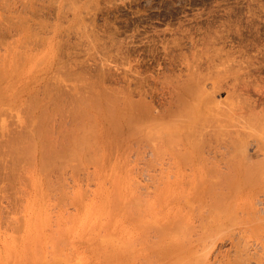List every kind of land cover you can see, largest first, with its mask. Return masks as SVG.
Wrapping results in <instances>:
<instances>
[{
	"label": "rangeland",
	"instance_id": "1",
	"mask_svg": "<svg viewBox=\"0 0 264 264\" xmlns=\"http://www.w3.org/2000/svg\"><path fill=\"white\" fill-rule=\"evenodd\" d=\"M56 1L0 0V69L4 70V64L7 66L13 61V58L15 60L14 66L9 68L10 71L6 75L2 73L0 76L3 78H0V89L4 91L6 87L8 89L6 95L9 96V98L3 99V102L0 99V142H2L0 145V264H55L56 262L53 263V261L56 258L63 261L59 264H68V262H74V264H165L166 262L169 264L172 262L175 264H264V178L261 177L260 180V177H256L257 181L255 179L253 181L257 182V185L251 183V186L249 185L251 189L243 187L241 190H237L240 196L236 194L233 202L235 201V205L238 202L239 207L227 204L228 208L231 205L234 207L232 210L231 208L224 210L231 211L223 216L224 226L221 223V227H219L220 223L214 222L216 218L214 213L217 214V212L211 207L214 206L211 205L213 186L217 183L212 186L213 191L210 188L208 190L209 183L205 187L201 184V182L203 183L202 179L205 178L201 177L202 174L208 176L211 170L210 165H213L215 161L219 164L221 173H226L229 168L232 170L233 166H228L226 159L231 158L228 152L230 154L233 150H238L233 149L232 143L229 142H233L235 138V142L239 141L236 142L237 145L249 147L247 150L250 152V157L246 158L247 160L251 158L250 162L258 163L255 164L257 166L264 160V144L262 146L260 143H264V116L262 117L264 114H261L264 113V0ZM29 24H32V27ZM22 27L27 28L29 32L23 30ZM32 28H36L35 31ZM38 32L40 40H38ZM19 61L23 63L21 66H18ZM69 70L72 71V74ZM75 70L76 72H74ZM56 72L58 75H55ZM50 78L55 80L56 83L52 80L50 83H54L57 85L56 87L49 83ZM74 78L79 83L75 82ZM85 79L88 82V84L85 82L88 88L85 87ZM68 80L71 83H66ZM11 81H15L14 85ZM81 81L83 83L80 84ZM60 82L64 83L63 86ZM90 82L94 85L96 93L102 92L103 88V93L111 91L109 94L112 93V96L116 95L117 98H120V100L117 99L119 104L124 97L122 106L118 105L119 107L122 108L123 102L127 100L126 103H136L139 110L134 108L135 114L141 113L149 116H144L135 126L131 124L130 130L129 124L126 126V121L129 119L126 120L127 116L125 115L120 119L124 126L121 127L123 131L121 129L116 132H113L112 129L107 130L108 122L105 120V115L99 113L98 109L88 110V106H91L92 103L90 96L97 95L92 94L95 89L90 85ZM9 83H12L13 86L7 87ZM71 84L78 86L73 87L74 92L78 88L80 89L79 93L88 94L87 90L89 89L90 95L82 93L84 97L86 96L83 98L77 91L79 95L71 94L73 92ZM60 86L62 87L59 88ZM49 87L51 92H48L49 89H47L49 94L46 95L45 89ZM182 87L184 89L191 87L190 89L193 90L194 87H197L195 92L191 91L193 96L191 97L189 94L188 96L191 97L194 104L198 100V103H201L200 98H205H203L206 100L203 103L205 107L203 112L195 114L193 108L187 109L185 105H182L179 110L176 109L172 114H167L171 111L169 108L174 110L176 105L182 104L184 102L182 99L187 97V94L183 93ZM56 89L60 91V94H57L58 98L61 97L60 99L56 98L58 105L56 103L51 108V104L55 103L52 98L55 97L51 98L50 95L53 94L52 92L55 93ZM84 89L87 92H84ZM181 92L186 95H182L183 97L180 99ZM32 93L36 97H40V104L52 112L50 114V111L49 113L46 111V114L54 115L53 118L51 117L53 120L48 118L47 122L49 119L52 121H49V124L46 122L45 127L49 126L50 128L46 127L49 128L47 130H53L49 132L50 135L48 133V136L50 139L57 138L56 141L52 139L54 143L57 142L56 146L61 143L58 138L62 139V137L59 136L63 135V133L56 132L61 133V131H66L75 124L77 125L78 120L73 118H78L80 115L77 117L74 113L77 108L71 107V105L76 107L75 99V102H78L79 99L81 102L88 99L85 101V103L89 101L88 105L86 104L87 107L85 103L80 105H85L82 109H87L86 111L89 113L92 112L89 115L99 125L96 127L98 130L95 134L98 138L94 141H97L96 144L98 143L100 148L94 144V148H98L90 149L92 150L90 154L93 153L95 156L91 155L96 157L95 162L88 158L89 161L84 160L88 152L82 156L83 163L81 160L78 161L79 159L72 158V162L68 159L65 163L61 162V159V161L58 160V163L64 164V166L59 164L62 169L61 166L55 165L53 170L48 171L49 174L47 171L45 173L46 176H51V181L48 179L49 176L47 181L53 183L50 185L56 186L55 189L48 187L49 183L45 181L46 178L40 171L42 164L40 165L41 158L39 159L38 156L42 154L43 149L37 147L34 153L31 151L30 156L26 153L23 154L24 157L27 155L26 157L29 159L22 158L20 151L15 152L18 150L14 149L13 152L12 150V145L16 144L14 141L20 142L19 139L22 137V142L30 137L29 140H32L30 132L32 126L36 127L37 125L34 113L38 112L37 108L33 110V105L30 106L32 100L28 96ZM75 95L80 96L79 99L74 98ZM26 99H28L27 102ZM59 103L64 107L62 105L59 107ZM238 104L242 109L244 107L245 109L242 110ZM30 107L32 108L30 109ZM70 108L74 110L71 111ZM79 109L78 106V110H75L76 113L81 110ZM258 111L263 120L259 119ZM53 112L56 113V116ZM68 112L74 116L73 120L71 116L69 117ZM233 113L239 115H233ZM83 114L80 118L84 119L78 118V123L86 121ZM162 114L167 117H162ZM243 115L246 117H242ZM252 115H256L257 117L254 116V118H257L258 121L254 120ZM61 116L66 117V121ZM69 120H72L73 124ZM95 121L93 122L92 119L93 123ZM255 122H258L257 125ZM128 126L129 129L126 130ZM239 127L245 131L242 132ZM193 128H196L199 133L202 131L200 133L202 135H199L197 131L193 132L195 131ZM175 130H178L177 133L181 130L191 131L189 137L199 135L204 139L202 142L200 141L204 142V145H200L203 147L202 153H198L201 157L198 158L197 153L196 156L195 153L194 155L189 154L187 142L189 137H185V133L180 135L182 138L177 136L179 140L174 141L175 145H172V148L168 147L171 139L176 138L172 134ZM191 133L193 134L191 135ZM207 133L210 135L209 138ZM241 133L249 134V137L244 134L243 142L239 138L240 136L243 138V134L239 135ZM9 134L11 137L14 135V140ZM15 134L20 138L15 139ZM203 136L206 137V142ZM193 137L192 139H194ZM200 138L199 140H201ZM7 139L12 142L9 144ZM29 140L28 143L31 142ZM4 141L6 142L4 143ZM26 143L27 141L24 144ZM9 145L12 147L11 152L8 149L11 148L8 147ZM60 146L61 144L58 145L59 148ZM65 148L62 149L65 150ZM4 151H7L8 154ZM15 153L20 154L21 158ZM222 156L225 159H222ZM13 157L19 161L14 165V162H10L13 161ZM220 158L222 160H219ZM234 159L242 160L240 158L238 160L237 157ZM225 160L226 163L223 164ZM76 161L80 163L78 164ZM66 162L72 164L68 163L67 166ZM17 163H20L21 166ZM215 164L217 169V164ZM15 166L19 167L18 170ZM39 167L41 168L39 169ZM63 167L67 169H63ZM207 168L210 170L206 171ZM219 169H214L213 173L216 175ZM58 171L61 173L59 174ZM221 173L219 176H222ZM215 175L213 179L212 175L208 178H211L213 182L215 180H217L215 182H220L219 179L227 180L226 174L223 178L217 175L215 178ZM198 178L201 179V182ZM219 182L218 186L221 184ZM222 187H217V190H221ZM226 187H223L222 192L225 193L228 200L232 197L230 195L232 190L230 187ZM20 188L21 190H18ZM252 189L255 190L253 193ZM205 191L207 195H205ZM187 195L193 196V198ZM188 197L193 201L191 199L188 201ZM198 197L200 198L198 199ZM201 198L204 201L200 200ZM237 199L238 201H236ZM196 200L197 202L200 200L199 203L203 201V203L199 204ZM233 202L228 201V203ZM228 214L230 218L226 217ZM188 215L190 216L189 221H184L183 218ZM231 215L235 220L230 222L228 220L233 218ZM180 219L182 220L180 221ZM173 223L175 224L173 225ZM176 224L177 227H175ZM172 228L180 229L174 231ZM58 230L60 232L69 231L67 243L59 244L58 238H55L60 233ZM185 231L186 234H183ZM110 233L113 234L115 245L120 252L124 251V247L127 245L126 249H128L127 247L134 248L132 252L138 253L130 261L131 263L126 262L128 257L109 260L107 257L105 258L107 253L115 249V245L110 243V240L103 242L106 237L110 238L108 237L111 235ZM123 234L131 239V243H128L130 245L133 243L132 247L127 243L124 245ZM170 247L173 248L170 249ZM21 253L22 256L24 254V257L26 254L30 261L22 260ZM167 255L168 259H164V256L167 258Z\"/></svg>",
	"mask_w": 264,
	"mask_h": 264
},
{
	"label": "bare ground",
	"instance_id": "2",
	"mask_svg": "<svg viewBox=\"0 0 264 264\" xmlns=\"http://www.w3.org/2000/svg\"><path fill=\"white\" fill-rule=\"evenodd\" d=\"M56 1V0H55ZM45 2H47V1H45ZM57 2V1H56ZM41 3V2H40ZM48 3V2H47ZM24 4V3H23ZM52 4V3H51ZM50 4V5H51ZM44 5V4H43ZM53 5V4H52ZM51 5V6H52ZM35 6H37V5H35ZM40 7V6H39ZM87 7V6H86ZM42 8V7H41ZM38 9V8H37ZM68 9V8H67ZM15 10H17V9H15ZM19 11H21V10H19ZM27 11V10H26ZM28 11H29V9H28ZM27 11V12H28ZM41 11H43V10H41ZM62 11H63V9H62ZM17 13H18V11H17ZM37 13H39V12H37ZM36 13V14H37ZM64 13V12H63ZM6 14V13H5ZM42 14V13H41ZM45 14V13H44ZM81 14V13H80ZM26 15V14H25ZM32 15V14H31ZM49 15V14H48ZM5 16V15H4ZM7 16V15H6ZM10 16V15H9ZM14 16V15H13ZM44 17V16H43ZM9 18V17H8ZM17 18V17H16ZM39 18H41V17H39ZM60 18V17H59ZM15 19V18H14ZM19 19V21H20V18H18ZM22 19V18H21ZM30 19V18H29ZM23 20H25V19H23ZM15 21H17V20H15ZM81 21V20H80ZM14 22V21H13ZM12 22V23H13ZM18 22V21H17ZM16 22V24L18 25V23ZM25 22H26V20H25ZM39 22V21H38ZM42 22V21H41ZM24 23V22H23ZM11 24V23H10ZM14 24H15V22H14ZM21 24V23H20ZM13 25V24H12ZM24 25V24H23ZM30 25V24H29ZM32 25V24H31ZM30 25V27H32ZM35 25V24H34ZM33 25V26H34ZM40 25V24H39ZM46 26V25H45ZM13 27V26H12ZM25 27H26V25H25ZM25 27H22V29L23 30H25L26 32H29L28 30H27V28H25ZM35 27V26H34ZM37 27V26H36ZM40 28V27H39ZM28 29H30V28H28ZM33 29V28H32ZM36 29V28H35ZM35 29H33L34 31H35ZM46 29V28H45ZM6 30V29H5ZM33 31V32H34ZM49 31V30H48ZM36 32H37V30H36ZM35 32V33H36ZM42 33V32H41ZM40 33V34H41ZM17 34V33H16ZM32 34V33H31ZM33 35V34H32ZM34 36V35H33ZM32 36V37H33ZM36 36H37V33H36ZM38 36H39V32H38ZM42 36V35H41ZM27 38H28V35H27ZM26 38V39H27ZM38 39V38H37ZM28 40V39H27ZM26 40V42H28ZM38 40H40V36H39V39ZM45 40V39H44ZM35 41V40H34ZM8 42V41H7ZM36 42V41H35ZM38 42V41H37ZM13 43V42H12ZM39 43V42H38ZM8 44H9V42H8ZM23 44H24V42H23ZM40 44V43H39ZM39 44H37L38 46H39ZM21 45V44H20ZM25 45V44H24ZM7 46H9V45H7ZM19 46V45H18ZM29 46V45H28ZM27 46V47H28ZM25 47V46H24ZM34 47V46H33ZM8 48V47H7ZM9 49H10V47H9ZM19 49V48H18ZM29 49V48H28ZM34 49V48H33ZM24 50V49H23ZM28 51V50H27ZM19 53V52H18ZM17 53V54H18ZM24 53V52H23ZM2 55V54H1ZM8 56V55H7ZM15 56V55H14ZM18 56V55H17ZM1 57V56H0ZM25 57V56H24ZM23 57V58H24ZM18 58V57H17ZM61 58V57H60ZM22 59V58H21ZM1 60V59H0ZM19 60V59H18ZM23 60V59H22ZM33 60V59H32ZM14 58H13V61L11 62V63H9L7 66L4 64V70H2V69H0V76H2V73L4 74V75H6L7 74V72L8 71H10V69L9 68H12L13 66H14ZM39 62H41V61H39ZM69 62V61H68ZM5 63H6V61H5ZM1 64V63H0ZM21 64H23V63H20V61L18 62V66L20 65L21 66ZM39 64V63H38ZM67 65H68V63H66ZM59 65V64H58ZM57 65V66H58ZM72 65V64H71ZM17 66V67H18ZM16 67V66H15ZM71 66H69V69H71L70 68ZM83 68V67H82ZM81 68V69H82ZM15 69V68H14ZM60 69V68H59ZM84 69H85V67H84ZM67 70V69H66ZM60 71V70H59ZM70 71V73L72 74V71L71 70H69ZM80 71V70H79ZM85 71V70H84ZM58 72V71H57ZM57 72L55 73V75L57 74ZM65 72V71H64ZM74 72H76V70L74 71ZM83 72V71H82ZM12 74V73H11ZM69 74V73H68ZM83 74V73H82ZM89 75H90V73H88ZM54 75V76H55ZM58 75V74H57ZM85 75V74H84ZM92 75V74H91ZM51 76H53V75H51ZM66 77H67V74L65 75ZM69 76V75H68ZM74 76V75H73ZM76 76H77V74H76ZM41 77V79H42V76H40ZM57 77V76H56ZM78 77V76H77ZM82 77V76H81ZM87 77V76H86ZM1 78V77H0ZM8 79H9V77H7ZM54 78V77H53ZM65 78V77H64ZM70 80H71V78L70 77H68ZM67 78V79H68ZM90 78V77H89ZM88 78V79H89ZM1 79H3V78H1ZM58 79V77L56 78V80ZM72 79H73V77H72ZM87 79V80H88ZM50 80H52L51 78L49 79V83H50ZM61 80V79H60ZM74 80H75V82H77L76 81V78H74ZM93 80V79H92ZM53 81V80H52ZM58 81V80H57ZM80 81V80H79ZM84 81V80H83ZM3 82V81H2ZM12 83H13V85H14V83H15V81L13 82V81H11ZM54 83H56L55 82V80L53 81ZM71 83V81H69L68 80V82L66 81V83ZM86 79H85V81H84V84H88V82H86ZM102 82V81H101ZM12 83H9L8 85H7V87L8 86H10V87H12L13 85H12ZM47 83H48V81H47ZM48 83V84H49ZM54 83H50L52 86H53V84ZM77 83H79V82H77ZM81 83H83L82 81L80 82V84ZM97 83V82H96ZM191 83H192V81H191ZM1 84V83H0ZM60 84L63 86V84L60 82ZM79 84V85H80ZM87 84H86V86L85 85H83V86H85V87H87L88 88V86H87ZM193 84H195V85H197L196 83H194L193 82ZM26 85H28V84H26ZM25 85V86H26ZM44 85V84H43ZM51 85H49V86H51ZM90 85H92V87L94 86L91 82H90ZM99 85V84H98ZM97 85V86H98ZM191 85V84H190ZM51 86V87H52ZM57 85H55L54 84V87H56ZM62 86H60L59 88H61ZM72 86V84L70 85V87ZM83 86H79V87H83ZM198 86V85H197ZM200 86H201V84H200ZM40 87V86H39ZM73 87L74 88H76V87H78L77 86V84H75V86H74V84H73V86L71 87V89L73 90ZM90 87V89H91V86H89ZM99 87V86H98ZM109 87V86H108ZM185 87V86H184ZM184 87H182V90L184 89ZM186 87H188L187 85H186ZM58 88V89H59ZM84 88V87H83ZM94 88V87H93ZM105 88H107V87H105ZM191 87H189V88H185L184 90H183V93L185 92L186 94H187V97L185 96L183 99H182V101H184L182 104H177L176 106V108L173 110L172 108H169L171 111H169V109H168V111H166V112H168L167 114H172L173 112H175L176 111V109H180L181 108V106L182 105H185V108H187V109H194V112H195V114H198V113H201V112H203L204 110H205V107H204V105H203V103H204V101H206V100H204L205 98L204 97H202V98H200L201 99V103H198L199 102V100H198V102H195V104L193 103V101L191 100V97L193 96V94L191 93V91H194L196 88L194 87V90L193 89H190ZM199 88H202V87H199ZM20 89V88H19ZM41 89H42V86H41ZM44 89V88H43ZM47 89H49V91L48 92H51L50 91V87L49 88H46L45 90V94L46 95H48L49 93L47 92ZM56 89L55 91V93H56V95L60 92L59 90H61V89ZM86 89V88H85ZM84 89V92H87L88 91V94H89V89L86 91ZM95 89V88H94ZM104 89V88H103ZM103 89H102V92H98V93H96V89L94 90V92L92 93V94H97L96 96H90V97H92L91 99H90V101L93 103H91V106H88L89 108H88V110L89 109H98L100 112L99 113H103V115H105V120H107V130H110V129H112L113 130V132H116L117 130H119L120 131V129H121V127L123 126L122 125V123H121V121L122 120H120L121 118H124V116L126 115L127 117H125V119L126 120H128L129 119V121H126V126L129 124V126H130V130H131V128H132V125L131 124H133V126H135L136 124H137V122L138 121H141L143 118H144V116H149V115H146V114H135L136 113V111L134 110V108H136V110L138 111L139 109H138V107H136L137 105H135L136 103H133V102H127L126 103V101H124L123 102V107L121 108V107H119L120 105L122 106V101H123V99H124V97H123V99H121L122 101H121V104H119L118 103V100L117 99H119L120 100V98H117L116 97V95H115V97L114 96H112V93L111 94H109V93H107V91L105 92V93H103ZM115 89V88H114ZM237 89V88H236ZM20 90H22V89H20ZM78 93L80 92V89H75ZM99 90V89H98ZM117 90V89H116ZM179 90V89H178ZM181 90V91H182ZM197 90V89H196ZM195 90V91H196ZM204 90V89H203ZM27 92H28V90H26ZM36 91V90H35ZM41 91V90H40ZM58 91V92H57ZM74 92V90H73V92L71 93V94H77V95H79V94H81L80 96H82L83 98H85L83 95H82V93H77V92ZM82 91V90H81ZM92 91V90H91ZM194 91V92H195ZM25 92V91H24ZM47 92V93H46ZM69 92H71V91H69ZM179 92V91H178ZM4 93V94H3ZM6 93H8V89L5 87V89H4V91L2 90V89H0V99H1V101L3 102V99H6V98H9V96H7L6 95ZM18 93V92H17ZM16 93V94H17ZM22 93V92H21ZM26 93V92H25ZM53 94L52 95H50L51 96V98H52V96H54L55 98H52V99H54L53 101H55V103H54V105L53 104H51V108H52V106L54 107L55 105H56V103H57V105H58V102H56L57 101V99H60V97L58 98V96L59 95H55V93L54 92H52ZM65 93H66V90H65ZM122 93V92H121ZM120 93V94H121ZM132 93V92H131ZM182 92H181V94H180V99L184 96V95H186V94H183ZM191 93V94H190ZM238 93V92H237ZM243 93V92H242ZM15 94V95H16ZM20 94V93H19ZM60 94V93H59ZM61 94H62V92H61ZM64 94V93H63ZM69 94V93H68ZM84 95H86L85 93H83ZM87 94V95H88ZM188 94H189V96L191 95V97H189L188 96ZM9 95V94H8ZM90 95V94H89ZM114 95V94H113ZM119 95V94H118ZM131 95V94H130ZM183 95V96H182ZM240 95V94H239ZM3 96V97H2ZM13 96H14V93H13ZM19 96V95H18ZM18 96H16V97H18ZM49 96V97H50ZM63 96V95H62ZM69 96H70V94H69ZM72 96V95H71ZM80 96H78V97H80ZM247 96V95H246ZM15 97V98H16ZM68 97V96H67ZM73 97V96H72ZM77 96L75 95V97L74 98H76ZM77 97V99H79ZM81 97V98H82ZM89 97V98H90ZM131 97V96H130ZM28 98H30L32 101V103H31V105L30 106H32L33 105V107L34 108H32V107H30V109L32 108L33 110L34 109H38V112L37 111H35V112H37V113H34V116H35V118H36V123H37V125H36V127H33L32 126V130H31V134H30V136H32V140H29V139H31V137L28 139V138H26V139H28L29 141H31V142H29L28 143V140H26L27 141V143L26 144H24L21 140H22V138L21 139H19L20 140V142L18 141V140H16V141H14V142H16V144L14 143V145H12V147H13V149H12V147L9 145L8 147H11V148H8L7 146V148L10 150V152L13 150V152L15 151V150H18V151H15V152H21L22 153V158L24 157V155L23 154H28V156H30L31 155V151L34 153L35 152V149L37 148V147H40L41 149H43L41 152H42V154L40 155L39 154V159H40V165L42 164V169H40L41 167H39V169H40V171H41V174H42V176L44 177V178H46V182L47 183H49L48 181H47V177L49 176L48 174H49V172L51 171V170H53V168H54V166L56 165V166H61V165H63L64 166V164L63 163H65V161L68 159V160H70L71 161V158L72 159H79L78 161H80L81 159H83L82 158V156H83V154H84V156L86 155L87 157H84V160H86V161H89L90 159L92 160L93 159V162H95V160L94 159H96V157H94L95 155L93 154V153H91L92 155H94V156H92L91 154H90V152H92V150L93 149H95L94 148V146L95 145H98V147L100 146L98 143L96 144V142L97 141H94V140H97L96 138H98V136L96 137V135L95 134H97L96 133V131L98 130L96 127L97 126H99V125H97V122L95 121V119L94 118H92L90 115V113H92L91 111H90V113L89 112H87L86 110H85V108H83L82 109V107H84L86 104L88 105V102L89 101H87L86 103H85V101L86 100H88L87 98L85 99V101L84 102H81L80 101V99H79V101H80V103L79 104H77L78 102H75L76 101V99H75V101H74V103L76 104V107H74V106H72L71 105V107H73V108H77V110H78V106L80 107V111L78 112V113H76V111L74 110V109H72V108H70V110L71 111H73L74 110V113H75V115H77V117L80 119V120H83L84 118H80L82 115L81 114H83V117H85V119H86V121H80L81 123H78V121H79V119L78 118H76V117H74L75 115H74V113L73 112H70V110H69V112L70 113H73V115L74 116H71L70 115V113L68 112V114H69V117L71 116V119L73 118V119H77L76 121H77V125L74 127L72 124V120H69L72 124V126L73 127H71V128H69V129H65L66 131H61V133H59L58 131L56 132V133H58V134H62L63 133V135H60L59 137L61 138L62 137V139H59L58 138V141L59 140H61V143H59V144H61V146H60V148L62 147H66L65 148V150L64 149H60L59 147H58V145L59 144H57V146H56V143H54V141H52V139H57V138H53L52 137V139H50L49 138V136H48V133L50 132V131H53L52 129L49 131V130H47V129H49L50 127L49 126H46V127H49V128H46L45 127V125H47V124H49L48 122L49 121H52L53 119V116L54 115H49V117H48V115L46 114V111H47V113H49V111L46 109V107H43V105H41L40 104V97H36L35 95H34V93H32V95H30V96H28ZM57 98V99H56ZM83 98L81 99L82 101H83ZM179 98V97H178ZM204 98V99H203ZM244 98V97H243ZM246 98V97H245ZM244 98V99H245ZM14 99V98H13ZM29 99V100H30ZM65 99H66V96H65ZM128 99H129V97H128ZM250 99V98H249ZM16 100V99H15ZM44 100H46V99H44ZM68 100V99H67ZM252 100V99H251ZM12 101V100H11ZM28 101V99H26V102ZM69 101V100H68ZM241 101V100H240ZM255 101V100H254ZM10 102V101H9ZM14 102V101H13ZM25 102V103H26ZM44 102H46V101H44ZM43 102V103H44ZM47 102H49L48 100H47ZM45 103L46 105H48V103ZM71 102V101H70ZM178 102H179V99H178ZM244 102H245V100H244ZM252 102V101H251ZM83 104V103H85V105L84 106H82V105H80V104ZM118 103V104H117ZM124 103H126V104H124ZM133 103V104H132ZM254 103V102H253ZM7 104H8V102H7ZM27 104V103H26ZM230 104V103H229ZM59 105H60V103H59ZM62 105V104H61ZM61 105L59 106V107H61ZM78 105V106H77ZM87 105H86V107H87ZM119 105V106H118ZM239 105V104H238ZM247 105H249V104H247ZM11 106V105H10ZM240 106V105H239ZM250 106H252V105H250ZM261 106V105H260ZM24 107H25V105H24ZM49 107H50V105H49ZM62 107H64V105H62ZM233 107V106H232ZM235 107H237V106H235ZM248 107V106H247ZM262 107V106H261ZM28 108V107H27ZM240 108H241V106H240ZM22 109V108H21ZM21 109H20V111H21ZM24 109V108H23ZM67 109V108H66ZM69 109V108H68ZM242 109V108H241ZM244 109H245V107H244ZM244 109H242V110H244ZM253 109V108H252ZM257 109V108H256ZM259 109V108H258ZM262 109V108H261ZM264 109V108H263ZM17 110V109H16ZM83 110V111H82ZM98 110H97V112H98ZM228 110V109H227ZM232 110H234V109H232ZM250 110V109H249ZM249 110H248V113H249ZM3 111V110H2ZM4 111H5V109H4ZM30 111H32V110H30ZM29 111V112H30ZM61 111V110H60ZM60 111H58V112H60ZM66 111V110H65ZM82 111V112H81ZM236 111V110H235ZM263 111V110H262ZM55 112H57V111H55ZM55 112H53V114H55V116H56V113ZM63 112V111H62ZM86 112V113H85ZM234 112V111H233ZM244 112V111H243ZM243 112H241V113H243ZM259 112V111H258ZM257 112V113H258ZM25 113H26V111H25ZM52 112L50 111V114H51ZM64 113V112H63ZM81 113V114H80ZM245 113V112H244ZM253 113V112H252ZM28 114V113H27ZM60 114V113H59ZM87 114V115H86ZM90 114V115H89ZM189 115L191 114L190 112L188 113ZM236 114V113H235ZM234 113H233V115H235ZM238 114V113H237ZM236 114V115H237ZM259 114H260V112L258 113V116H259ZM261 114H264V113H261ZM261 114H260V116H259V119H261ZM32 115V114H31ZM61 115H62V113H61ZM84 115H86V116H84ZM102 115V116H103ZM164 114H162V117H167V116H163ZM239 115V114H238ZM66 116V115H65ZM158 116V115H157ZM253 116V115H252ZM252 116H251V118H252ZM255 117H257L256 115H254ZM254 116H253V118H254ZM264 115H262V117H263ZM33 117V116H32ZM52 117V118H51ZM61 117H63V116H61ZM67 117V116H66ZM65 117V118H66ZM154 117V116H153ZM153 117H151V118H153ZM160 117H161V115H160ZM236 117V116H235ZM242 117H246L245 115H243ZM28 118H30V117H28ZM48 118H51V119H49V121L47 122V120H48ZM64 118V117H63ZM64 118V119H65ZM103 118H104V116H103ZM132 118H133V120H132ZM158 118V117H157ZM248 118V117H247ZM252 118V119H253ZM264 118V117H263ZM26 119V118H25ZM24 119V120H25ZM62 119V118H61ZM68 119V118H67ZM92 119H93V122L95 121V123H93L92 122ZM160 119V118H159ZM163 119V118H162ZM235 119V118H234ZM233 119V120H234ZM239 119V118H238ZM241 119V118H240ZM249 119V118H248ZM257 120L258 121V119L257 118H254V120ZM29 120V119H28ZM131 120H132V122L133 121H135V123H132L131 122ZM241 120H243V119H241ZM245 121H246V118L244 119ZM253 120V121H254ZM261 120H263V119H261ZM65 121H66V119H65ZM68 121V120H67ZM75 121V120H74ZM75 121V122H76ZM253 121H251V122H253ZM46 122H47V124H46ZM60 122H61V120H60ZM59 122V123H60ZM103 122V121H102ZM235 122H236V119H235ZM235 122H233V123H235ZM240 122V121H239ZM259 122H262V121H259ZM26 123V122H25ZM58 123V122H57ZM106 123V122H105ZM125 123V122H124ZM241 123V122H240ZM256 123H258V122H255V124ZM27 124V123H26ZM139 124V123H138ZM238 124V123H237ZM237 124H235V125H237ZM242 124V123H241ZM254 124V123H253ZM262 124V123H261ZM23 125V124H22ZM21 125V126H22ZM35 125V124H34ZM248 125V123H247V121H246V126ZM257 125V124H256ZM129 126H128V128H126V130L127 129H129ZM244 126V125H243ZM243 126H241V127H243ZM258 126H260V125H258ZM124 127V126H123ZM170 127H172V126H170ZM255 127V126H254ZM21 128H23V127H21ZM24 128H26V127H24ZM53 128V127H52ZM60 128V127H59ZM72 128H74V129H72ZM96 130H95V129ZM240 128V127H239ZM244 128H247V127H244ZM253 128V127H252ZM255 128H257V127H255ZM259 128V127H258ZM13 129H15V128H13ZM54 129V128H53ZM200 129V128H199ZM198 129V130H199ZM202 129H203V127H202ZM240 129H242V128H240ZM263 129V128H262ZM8 130H10V129H8ZM17 130V129H16ZM27 130V129H26ZM106 130V129H105ZM125 130V129H124ZM135 130V129H134ZM133 130V131H134ZM193 130H195V131H193ZM193 132H195L196 133V131H197V129L196 128H193ZM243 130L244 129H242V132H243ZM12 131H15V130H12ZM19 131V130H18ZM121 131H123L122 129H121ZM176 131H178V130H175V131H173L172 132V134H174V137H176L175 139H171V141H170V143H169V148H172V145H175V143H174V141H178L179 140V138H177V136H179L180 137V135L181 134H183V133H185V134H187V135H185L184 134V136L186 137V136H188L189 137V135H190V132H185V131H183V130H181V132H179V133H177ZM201 131V130H200ZM206 132H207V130H205ZM204 131V132H205ZM209 131V130H208ZM216 131V130H215ZM245 131V130H244ZM259 131H260V129H259ZM23 132V131H22ZM28 132H29V130H28ZM109 132V131H108ZM202 132V131H201ZM200 132V133H201ZM241 132V131H240ZM5 133V132H4ZM9 133H10V131H9ZM18 133V132H17ZM25 133H26V131H25ZM195 133H194V135H195ZM197 133L199 134V135H202V134H200L199 133V131H197ZM109 134V133H108ZM111 134H113L112 133V131H111ZM118 134V133H117ZM193 133H191V135H192ZM208 134V133H207ZM211 134V133H210ZM214 135H215V137H217L216 136V134L215 133H213ZM218 134V133H217ZM243 133H241V134H239V135H242ZM244 134H246V133H244ZM244 134L242 135L243 136V138L240 136L239 138L240 139H242V142H243V139H245L244 137ZM263 134V133H262ZM8 135V134H7ZM16 135V137H15V139L17 138H20L19 136L17 137V134H15ZM49 135H50V133H49ZM115 135H116V133H115ZM199 135H195V137H196V139H195V137H193V135H192V137L194 138V139H192V137L190 136L189 137V141L187 140V142H188V147H189V154H191V155H194V153H195V156H196V153H197V155H198V158L199 157H201V151H202V149H203V147H201L202 145H204V142L203 143H201L204 139H202V137L200 138L199 137ZM204 135V134H203ZM209 135V134H208ZM220 135V134H219ZM247 136L249 135V134H246ZM9 136L11 137V135L9 134ZM8 136V137H9ZM13 136L14 135H12V140H14L13 139ZM118 136V135H117ZM182 136V135H181ZM205 136V135H204ZM203 136V137H204ZM213 136V135H212ZM100 137V136H99ZM113 137H114V134H113ZM122 137V136H121ZM201 139V140H199V138ZM210 137V135L208 136V138ZM215 137H214V139H215ZM219 137V136H218ZM249 137V136H248ZM247 137V138H248ZM180 138H182V137H180ZM205 138V142H206V137H204ZM207 138V139H208ZM234 138V137H233ZM238 138V137H237ZM238 138V139H239ZM213 139V140H214ZM220 139V138H219ZM218 139V140H219ZM237 139V140H238ZM239 139V140H240ZM4 140H5V138H4ZM10 139H7V141H9ZM12 140L11 141H9V144H10V142H12ZM25 140V139H24ZM199 140V141H198ZM209 140V139H208ZM207 140V141H208ZM217 140V141H218ZM233 140V139H232ZM235 140H236V138H235ZM235 140L233 141V142H231V141H229L230 143H232V146L231 147H234L233 149H238V150H233V152L232 153H230L229 154V152H228V155L231 157V158H227L228 157V155H226L227 157V159L226 160H228L227 161V163H228V166H233V168H232V170H231V168H229V169H227V172H228V170H231V172L229 173L228 172V174H227V172L226 173H221V169H219V167H218V165L219 164H217V162L215 161V163L217 164V169H219L217 172H216V175L217 176H219V173H221L222 174V176L220 175L219 177H222L223 178V176L225 175V177H226V179L227 180H221V179H219L220 180V182H219V186L217 185L218 184V182H215V181H217V180H215L214 182H213V178H214V169L215 170H217L216 168H215V166H214V164L213 165H210L211 166V170L209 169V168H207L206 169V171L208 170H210L209 172L210 173H208V176H210L211 177V175L213 176V177H211V178H208V176H204V174H202V173H199V174H202L203 176H201V177H205V178H203L202 179V181H203V183L199 180V178H201V177H199L198 178V180H199V182H201V184H203V186L205 187V185L206 184H208L207 185V188H208V190H209V188L211 189L212 188V186L213 185H215V183H217L215 186H217L218 188L220 187V186H225L226 187V185H227V187L229 188H231V190H232V192L230 191V195L232 196V197H230V199H231V201L233 202V198H234V200H235V197H236V194L237 195H239L237 192L239 191V190H241V188H243V187H250L251 185V183L252 184H255V185H257L253 180L255 179H257V178H259L260 177V180H261V177L262 178H264V158L261 160L262 162L259 164V166H260V168H261V170H260V168H259V166H257V165H255V164H258V163H253V162H250V160H251V158L249 159V160H247L246 158H249L250 157V152L247 150L249 147L247 146V145H242V146H239V145H237L238 143H236V142H239V141H236L235 142ZM33 141V142H32ZM56 141V140H55ZM176 141V142H177ZM201 141V142H200ZM215 141V140H214ZM245 141V140H244ZM6 141H4V143H5ZM18 142V143H17ZM22 142V143H21ZM94 142V143H93ZM200 144H199V143ZM213 142V141H212ZM241 142V141H240ZM246 142H247V139H246ZM246 142H244V143H246ZM8 143V142H7ZM208 144H209V142H207ZM261 144H262V146H263V142H260ZM2 144V142H0V145ZM95 144V145H94ZM249 144V143H248ZM6 145V144H5ZM8 145V144H7ZM94 145V146H93ZM201 145V146H200ZM231 145V144H230ZM3 146V145H2ZM206 146H207V144H206ZM6 147H4V148H6ZM93 147V148H92ZM97 147V148H98ZM1 148V147H0ZM92 148V150H90ZM96 148V149H97ZM100 148V147H99ZM12 149V150H11ZM15 149V150H14ZM39 149V148H38ZM95 149V150H96ZM8 150V151H9ZM60 150H63L62 152L60 151ZM89 150V151H88ZM247 150V151H246ZM1 151H3V150H1ZM30 152V153H27V152ZM65 151V152H64ZM4 152H7V151H4ZM41 152H39V153H41ZM68 152H69V154H68ZM86 152H88V153H86ZM201 152V153H200ZM217 152V151H216ZM86 153V154H85ZM198 153H200V154H198ZM6 154V153H5ZM7 154H8V152H7ZM6 154V155H7ZM12 153H10V156H12L11 155ZM17 153H15V155H16ZM30 154V155H29ZM68 154V155H67ZM88 154H89V156H88ZM2 155V154H1ZM18 155V157H19V155L20 154H17ZM5 156V155H4ZM13 156H14V154H13ZM21 156L19 157V158H21ZM27 156V155H26ZM24 157V158H28L29 159V157ZM68 156H70L69 158H67ZM92 156V157H91ZM15 157H17V156H15ZM33 157H34V155H33ZM194 157V156H193ZM235 157H237L238 158V160H239V158L240 159H242L241 161L239 160V161H237V160H235L234 158ZM1 158V157H0ZM9 158V157H8ZM14 158V157H13ZM12 158V159H13ZM31 158V157H30ZM87 158L89 159V160H87ZM98 158V157H97ZM218 158V157H217ZM245 158V159H244ZM16 159V161H14ZM31 159H34V158H31ZM30 159V160H31ZM62 161H61V160ZM222 159H225V158H223V156H222ZM221 158L219 159V160H222ZM7 160V159H6ZM21 160V159H20ZM58 160H60L61 162H63V163H58L59 161ZM67 160V161H68ZM206 160V159H205ZM208 160V159H207ZM206 160V161H207ZM226 160H225V162L223 163V164H225L226 163ZM246 162H245V161ZM1 161V160H0ZM18 161V159L17 158H14L13 159V161H10V162H14L13 163V165L15 164V162H17ZM24 161V160H23ZM57 161V162H56ZM247 161H249V163H247ZM19 162V161H18ZM55 162V163H54ZM72 162V161H71ZM71 162H66V164H67V166H68V163H71ZM81 162H82V160H81ZM98 162H99V160H98ZM97 162V163H98ZM57 163H58V165H57ZM76 163H78L77 161H76ZM75 163V164H76ZM80 163V162H79ZM78 163V164H79ZM83 163V162H82ZM200 163H202L201 161H200ZM208 163V162H207ZM252 163V164H251ZM2 164V163H1ZM18 164V163H17ZM20 164V163H19ZM18 164V165H19ZM59 164H61V165H59ZM65 164V165H66ZM72 164V163H71ZM70 164V166H73V165H71ZM212 164V163H211ZM215 164V165H216ZM7 165H9V164H7ZM39 165V166H40ZM77 165V164H76ZM75 165V166H76ZM81 165V164H80ZM99 165V164H98ZM227 165V164H226ZM255 165V166H254ZM19 166H21V165H19ZM227 166V167H228ZM257 166V167H256ZM16 167V166H15ZM57 167V168H58ZM66 167V166H65ZM202 168L204 167V166H201ZM206 167H208V165L206 164ZM9 168H10V166H9ZM17 168V170H18V168L19 167H16ZM56 168V169H57ZM72 168H74V167H72ZM213 168V169H212ZM256 168V169H255ZM12 169H14V168H12ZM61 169H62V166H61ZM63 169H67V168H64L63 167ZM77 169V168H76ZM205 169V168H204ZM203 169V170H204ZM9 170V169H8ZM30 170V169H29ZM55 170V169H54ZM60 170V169H59ZM200 170V169H199ZM202 170V171H203ZM13 171V170H12ZM15 171V170H14ZM46 171L48 172V176H46ZM61 171V170H60ZM198 171V170H197ZM201 171V170H200ZM223 171V170H222ZM10 172V171H9ZM62 172V171H61ZM60 172V173H61ZM196 172V171H195ZM212 172V173H211ZM5 173V172H4ZM13 173V172H12ZM11 173V175H15V173H13L12 174ZM58 173H59V171H58ZM58 173H55V174H58ZM59 173V174H60ZM203 173H204V171H203ZM39 174V173H38ZM40 174V175H41ZM44 174H45V176H44ZM51 174V173H50ZM58 174V176L59 177H61L60 175ZM5 175V174H4ZM19 175H21V174H19ZM90 175V174H89ZM197 175V174H196ZM207 175V174H206ZM216 175H215V178H216ZM7 176V175H6ZM5 176V177H6ZM8 176H9V174H8ZM7 176V177H8ZM200 176V175H199ZM5 177H3V178H5ZM7 177H6V179H7ZM14 177V176H13ZM22 177V176H21ZM20 177V178H21ZM51 176H49V180L51 181V178H50ZM198 177V176H197ZM207 177V178H206ZM224 177V178H225ZM257 177V178H256ZM2 178V179H3ZM11 178H12V176H11ZM55 178V177H54ZM16 179V178H15ZM14 179V180H15ZM231 179V180H230ZM13 180V179H12ZM17 180V179H16ZM53 180V179H52ZM197 180V179H196ZM259 180V179H258ZM8 181V180H7ZM56 181V180H55ZM58 181H60L59 179H58ZM254 183H253V182ZM257 181V180H256ZM223 182V183H222ZM17 183H18V181H17ZM29 183V182H28ZM28 183H27V185H28ZM58 183V182H57ZM258 183H261V182H258ZM51 183H49V185H48V187L51 189V187H53L54 189H55V187L54 186H51V185H53V183L50 185ZM197 184H198V182H197ZM224 184V185H223ZM6 185V184H5ZM12 185V184H11ZM250 185V186H249ZM8 186V185H7ZM14 186V185H13ZM198 186V185H197ZM215 186H213L214 187V191L212 192V195H213V200L211 201V205H214V206H211L212 207V209H215L216 210V212H217V214L216 213H214V216H216V218L214 219V222H216V223H220L219 224V227H221V223L223 224L224 222L222 221L223 220V216L224 215H226V213H230V211L232 210V208L234 207V206H232V205H235V201L233 202V203H228V201L229 202H231L230 201V199H228L227 200V196H225V193L224 192H222L223 190V187L221 188V190L220 189H218L217 190V187L215 188ZM10 187V186H9ZM17 187V186H16ZM226 187V188H227ZM3 188H5V187H3ZM40 188H41V186H40ZM58 188V187H57ZM61 188V187H60ZM59 188V189H60ZM198 188V187H197ZM252 188H253V186H252ZM8 189V188H7ZM14 189V188H13ZM12 189V190H13ZM53 189V190H54ZM206 189V188H205ZM250 189H251V187H250ZM4 190V189H3ZM11 190V189H10ZM18 190H21V188L20 189H18ZM42 190V189H41ZM194 190H195V188H194ZM216 190V191H215ZM228 190V189H227ZM226 190V191H227ZM238 190V191H237ZM249 190V189H248ZM253 190V189H252ZM255 190H256V188H255ZM255 190H253L252 191V193L255 191ZM34 191V190H33ZM204 191V190H203ZM225 191V190H224ZM13 192H14V190H13ZM43 192V191H42ZM51 192V191H50ZM211 192V191H210ZM215 192V193H214ZM228 192V191H227ZM226 192V193H227ZM247 192V191H246ZM259 192V191H258ZM257 192V193H258ZM263 192V191H262ZM251 193V192H250ZM210 194V193H209ZM215 194V195H214ZM246 194V193H245ZM15 195V194H14ZM196 195H198V194H196ZM205 195H207L206 194V191H205ZM246 195H248V194H246ZM187 196H189V197H191L190 195H187ZM209 196V195H208ZM217 196V197H216ZM223 196V198H221ZM225 196V197H224ZM240 196V195H239ZM136 197V196H135ZM138 197V196H137ZM188 197V201H190V199L191 198H193V196L191 197V198H189ZM194 198H196V197H194ZM200 197H198V199H199ZM226 198V199H225ZM139 199V198H138ZM197 199V200H198ZM224 199V200H223ZM192 200V199H191ZM195 200V199H194ZM197 200H196V202H197ZM200 200H203L202 198L200 199ZM200 200H199V202H200ZM136 201V200H135ZM193 201V200H192ZM192 201H191V203H192ZM204 201V200H203ZM203 201H201V203H199V202H197V203H199V204H202L203 203ZM236 201H238V199L236 200ZM261 201V200H260ZM210 202V201H209ZM208 202V203H209ZM213 202V203H212ZM224 202V203H223ZM207 203V202H206ZM207 203V204H208ZM225 204H226V206H225ZM227 204H232L229 208H231V210L229 211L228 210V212L227 211H224L225 209L227 210V209H229L228 208V206H227ZM238 204V202H236V205ZM210 205V204H209ZM224 205V206H223ZM236 205H235V207H236ZM200 206V205H199ZM206 206V205H205ZM238 206V205H237ZM195 207V206H194ZM239 207V206H238ZM221 208H223V209H221ZM236 209V208H235ZM234 210V209H233ZM236 212V211H235ZM226 217H229L230 218V215L228 214V216H226ZM231 217H233V215H231ZM189 219H190V216L188 215V216H186L185 218H183V220L184 221H189ZM193 219V218H192ZM191 219V220H192ZM225 219V218H224ZM227 219V218H226ZM232 220H228V221H233V219H234V217L233 218H231ZM182 219H180V221H181ZM235 220V219H234ZM157 221V220H156ZM149 222V221H148ZM190 222H192V221H190ZM146 223V222H145ZM145 223H144V225H145ZM233 223V222H232ZM175 223H173V225H174ZM146 225H148L147 223H146ZM167 225V224H166ZM178 225H180V224H178ZM149 226H151V225H149ZM153 226V225H152ZM157 226V225H156ZM181 226V225H180ZM223 226H224V224H223ZM222 226V227H223ZM159 227V226H158ZM175 227H177V224H176V226ZM174 227V228H175ZM137 228V227H136ZM147 228V227H146ZM157 228V227H156ZM174 228H172L174 231H177V229L178 228H176V229H174ZM158 229H160V228H158ZM180 229V228H179ZM178 229V230H179ZM183 229V228H182ZM94 230V229H93ZM173 230H172V232H173ZM59 231V230H58ZM139 231V230H138ZM159 231V230H158ZM161 231V230H160ZM186 231H187V229H186ZM186 231H185V233L183 232V234H186ZM60 232V231H59ZM158 233H160V232H158ZM189 233V232H188ZM187 233V234H188ZM108 234V233H107ZM111 235L110 236H108V237H110V238H105V239H103V242H106V241H108V240H110L111 242L110 243H113L114 245H115V240L113 239V234L112 233H110ZM161 234V233H160ZM183 234H182V236H183ZM159 236V235H158ZM181 236V237H182ZM68 237H69V231H66V230H64L63 232H60L59 233V235H56L55 236V238H58V240H59V244H61V243H63V242H65V243H67L68 242ZM185 237H186V235H185ZM122 238H123V240L125 241V244L124 245H126V243L127 244H129L130 245V238L129 237H127L125 234H123L122 235ZM183 239V238H182ZM67 241V242H66ZM158 241V240H157ZM128 242H130V243H128ZM133 242V241H132ZM57 244H58V241H57ZM133 244V243H132ZM131 244V245H132ZM128 245V246H129ZM130 245V246H131ZM127 246V245H126ZM126 246L124 247L125 249H124V251H122V252H120L119 251V249L116 247V245H115V249L112 251V252H110V253H107L106 255H105V258L107 257L108 258V260L109 259H121V258H126V257H128L127 258V260H126V262L127 261H132V259H134L137 255H138V253L137 252H132V250L134 249V248H129V247H127L128 249H126ZM172 246H174V245H172ZM184 246V245H183ZM189 246V245H188ZM132 247V246H131ZM169 247V246H168ZM186 247V246H185ZM171 248H173V247H170V249ZM179 248V247H178ZM181 248V247H180ZM179 248V249H180ZM167 249V248H166ZM174 250V249H173ZM175 251H178V250H175ZM120 252V253H119ZM160 252V251H159ZM162 252V251H161ZM23 253V252H22ZM22 253L20 254L21 255V259L22 260H24V261H30V258L29 257H27V255L25 254V257H24V254H23V256H22ZM104 253V252H103ZM163 253V252H162ZM166 253H167V250H166ZM179 253V252H178ZM169 254V253H168ZM173 254V253H172ZM171 254V255H172ZM205 254H207V253H205ZM164 255H165V253H164ZM170 255V254H169ZM173 257H174V255H172ZM179 256V255H178ZM201 256V255H200ZM167 258H165V256H164V259H168V255L166 256ZM204 257H206V256H204ZM29 258V259H28ZM202 258V257H201ZM172 259V258H171ZM171 259H170V261H171ZM205 259V258H204ZM108 260H106L107 262H109ZM26 261V262H27ZM166 261V260H165ZM168 261V260H167ZM173 261H175V259H173ZM184 261V260H183ZM200 261V260H199ZM54 262H56L55 264H59V263H62L63 261H60V260H58L57 258L53 261V263ZM204 262V261H203ZM131 263V262H130ZM166 263H168V262H166ZM165 263V264H166ZM52 264V263H51ZM68 264H74V262L73 263H71V262H68ZM169 264V263H168ZM171 264H175V262H172ZM182 264V263H181ZM200 264V263H199ZM202 264H204V263H202Z\"/></svg>",
	"mask_w": 264,
	"mask_h": 264
}]
</instances>
